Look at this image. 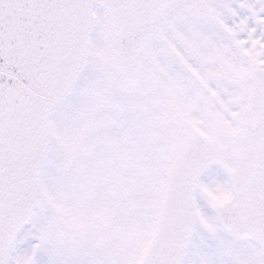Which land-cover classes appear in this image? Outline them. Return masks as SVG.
<instances>
[{
  "label": "snow or ice",
  "instance_id": "obj_1",
  "mask_svg": "<svg viewBox=\"0 0 264 264\" xmlns=\"http://www.w3.org/2000/svg\"><path fill=\"white\" fill-rule=\"evenodd\" d=\"M0 264H264V0H0Z\"/></svg>",
  "mask_w": 264,
  "mask_h": 264
}]
</instances>
